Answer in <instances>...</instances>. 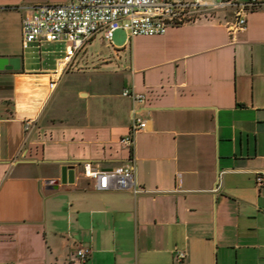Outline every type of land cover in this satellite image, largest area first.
I'll use <instances>...</instances> for the list:
<instances>
[{"label":"crops","instance_id":"1","mask_svg":"<svg viewBox=\"0 0 264 264\" xmlns=\"http://www.w3.org/2000/svg\"><path fill=\"white\" fill-rule=\"evenodd\" d=\"M69 1L0 0V58L22 59L0 71V264H74L81 247L85 264H264V9L242 30L221 10L128 35L123 49L96 35L87 48L140 40V61L116 68L127 82L114 95L105 80L70 81L102 68L56 73L63 58L43 49L65 42L23 45L25 14ZM139 116L148 128L128 147ZM87 162L134 163L142 192L97 191ZM66 166L74 183H63Z\"/></svg>","mask_w":264,"mask_h":264},{"label":"built area","instance_id":"2","mask_svg":"<svg viewBox=\"0 0 264 264\" xmlns=\"http://www.w3.org/2000/svg\"><path fill=\"white\" fill-rule=\"evenodd\" d=\"M234 10L236 19L229 24L231 30L247 26L250 11L264 9L260 0H70L64 5L35 7L22 19L23 45L65 42L66 48L61 66L56 73L67 71L73 58L98 34L111 43L117 30L123 29L130 38L136 36L164 35L170 27L207 19L221 10ZM51 83V87H55ZM123 95L134 103H144L145 97L126 88ZM148 128L144 117H136L130 133L122 139L128 147H134L136 133ZM30 129V124H26ZM86 177L95 181L100 192L129 190L134 195L142 192L136 179L134 163L111 170H97L93 164H83ZM258 185L264 184V173L257 175ZM91 249L81 247L74 264H85ZM180 260L185 254L178 253ZM4 264V263H2Z\"/></svg>","mask_w":264,"mask_h":264},{"label":"rangeland","instance_id":"3","mask_svg":"<svg viewBox=\"0 0 264 264\" xmlns=\"http://www.w3.org/2000/svg\"><path fill=\"white\" fill-rule=\"evenodd\" d=\"M127 41L128 34L125 30L119 29L115 32L113 38V45L115 48L123 49ZM139 41V39L132 40L123 50L124 52L112 49L104 41L100 44H96L93 48H87L86 45L82 49L84 52L80 59L71 64L67 73L72 70L77 73H83L88 70L102 69L97 70L96 73H89L79 77L77 76L75 79H70V81H85L90 84V82L96 83L98 80H105L108 83L111 82V85L108 87L109 92L117 95L121 92L124 82H127V76L123 77L121 74L116 73L118 70L116 68L130 66L131 64L135 65V63L137 64V62L140 61L142 57V47L139 44ZM64 50L65 45L46 46L43 49V57L54 59L61 56L63 58ZM53 51L56 53H52ZM60 51L61 54H59ZM104 66H111V68Z\"/></svg>","mask_w":264,"mask_h":264},{"label":"water","instance_id":"4","mask_svg":"<svg viewBox=\"0 0 264 264\" xmlns=\"http://www.w3.org/2000/svg\"><path fill=\"white\" fill-rule=\"evenodd\" d=\"M22 67L21 57L13 58H0V71L3 70H20ZM63 183H74L75 181V169L73 166H66L63 168Z\"/></svg>","mask_w":264,"mask_h":264}]
</instances>
